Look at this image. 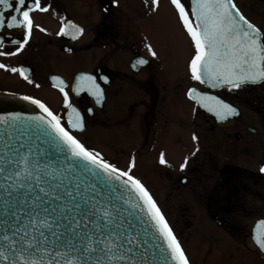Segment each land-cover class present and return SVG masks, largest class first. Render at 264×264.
<instances>
[{"label": "flooded vegetation", "instance_id": "af4514ba", "mask_svg": "<svg viewBox=\"0 0 264 264\" xmlns=\"http://www.w3.org/2000/svg\"><path fill=\"white\" fill-rule=\"evenodd\" d=\"M182 2L193 9L191 0ZM234 3L264 33V0ZM41 7L49 10L31 13L30 37L26 28L14 33L21 35L17 41L28 40L22 50L3 37L0 52L17 54L0 56L7 66L0 69V92L42 101L70 128L72 109L57 87L63 80L60 87L66 85L83 117V130L72 134L119 169L128 171L134 159L131 175L156 201L190 264H264L256 241V226L264 221V82L229 90L192 80L195 49L171 0L158 6L153 0H41ZM73 25L83 33L77 35ZM139 59L148 62L139 65ZM11 68L23 69L31 83ZM82 76L96 77L101 100L77 93ZM193 88L239 115L218 119L188 95ZM148 163L169 184L171 207L137 170ZM207 237L216 244H207Z\"/></svg>", "mask_w": 264, "mask_h": 264}, {"label": "snow or ice", "instance_id": "6c2138e0", "mask_svg": "<svg viewBox=\"0 0 264 264\" xmlns=\"http://www.w3.org/2000/svg\"><path fill=\"white\" fill-rule=\"evenodd\" d=\"M158 2L153 0L157 6ZM171 3L195 49L189 65L192 80L211 88L228 87L229 90L264 82V33L240 13L234 0H194V9L186 8L182 0H171ZM37 10L47 12L49 9L41 7V0H0V33L5 28L23 27L30 37L31 13ZM6 12L14 14L6 16ZM72 27L77 35L83 33L82 28ZM60 34L67 33L62 29ZM12 42L19 44L22 50L28 40ZM0 47H3L2 35ZM148 47L151 50V46ZM16 54L0 52V56ZM151 55L154 57L156 53L152 51ZM147 62L138 60L139 65ZM0 69H7V66L0 63ZM10 70L19 71L28 80L23 69ZM60 85H64L63 80ZM60 85L57 87L64 96L65 106L72 109L67 120L70 128H66L62 117L42 101L22 97L46 114L35 118L42 122L37 127L43 130L42 136L50 145L45 152L46 159L32 149L25 153L10 143L0 149V188L9 190V195L15 190H25L26 194H31L28 202L32 205L31 211L20 209L26 213L24 220L17 211L5 209L10 220L4 221L8 226L0 233V259L8 264H17V261L21 264H136L133 256L141 246L139 234L133 231L136 223L128 209H124L128 217L126 222H121L122 205L118 204L121 197L115 196L118 189L110 186V182L118 181L138 197L139 203L134 206L147 212L151 226L164 241L167 259L172 264H190L156 201L142 182L131 175L134 159L128 171L121 170L89 150L72 134V130H83V117L72 107L66 85ZM76 91H88L98 101L103 98V90L94 76H82ZM196 92L190 89L188 95L218 119L239 115L238 109L218 97L194 95ZM16 119L18 117H0V125H9L10 120ZM193 139L197 137L194 135ZM160 163H166L163 153ZM186 166L187 158L181 167ZM261 171L264 172V167ZM61 221L67 222L68 232L78 239L70 241L64 237L59 231ZM81 226L93 231L86 233L80 230ZM256 233V241L264 250V221L256 226Z\"/></svg>", "mask_w": 264, "mask_h": 264}, {"label": "water", "instance_id": "95a60500", "mask_svg": "<svg viewBox=\"0 0 264 264\" xmlns=\"http://www.w3.org/2000/svg\"><path fill=\"white\" fill-rule=\"evenodd\" d=\"M191 1L192 8L194 9V0ZM12 14L14 13H5L6 16ZM22 30L23 27L5 28L0 35L3 37L8 36L10 41H17L21 39V35L15 36L14 33L17 31L21 33ZM22 97L24 96L0 92V117H18L16 120H10L9 125H0V149H3L6 144L10 143L16 149H20V151L25 153L29 149H32L37 155L46 159L45 152L50 148V145L48 144V139L42 136L43 130L37 127L42 122L35 119L46 114L38 106L25 101ZM110 186L113 189H118L114 195L121 197V200L118 202L119 205H122L121 211L123 215L121 222H126L128 218L127 212H124V209H128L133 213L132 220L136 223V228L133 231L139 234V243L141 245L133 256L136 264H172L167 259V253L164 252V241L151 226L147 212L134 206L136 203H139L136 194L123 188L118 181L110 182ZM30 195L26 194L25 190L22 189L12 191V194L9 195V190L0 188V233H2L4 227L8 226L5 225L4 221L6 219L10 220V216L5 209L15 210L21 217V220L26 219V213L20 211V209L31 211L32 205L28 202ZM127 201H131L132 203L128 204L126 203ZM61 225L59 231L64 234L65 238L70 241L78 239L68 232L66 221H61ZM80 230L86 233L93 231L92 228L84 229L83 226H81ZM9 235H11V231H9ZM0 264H8V262L0 259ZM17 264H21V262L17 261Z\"/></svg>", "mask_w": 264, "mask_h": 264}, {"label": "rangeland", "instance_id": "374dc122", "mask_svg": "<svg viewBox=\"0 0 264 264\" xmlns=\"http://www.w3.org/2000/svg\"><path fill=\"white\" fill-rule=\"evenodd\" d=\"M146 161H147V159H146ZM157 168H155V166L154 165H152V164H150V163H148V164H146V166L145 165H142V166H139L138 168H137V170L138 171H140V172H143V173H145V175L148 177V179H149V181H151V183L152 184H150L153 188H155V190H156V193H157V195L158 196H160V198H161V201L163 202V204H164V206L165 207H171V203H172V200H171V198H173V200H174V195H171L170 197L168 196V193H167V191H168V189H169V184L168 183H166V182H164V181H162L163 179H160L159 177H157V175L155 174L156 173V170ZM150 175H152V176H154L155 178H151V176ZM151 178V179H150ZM160 180H158V179ZM145 184L147 185V187L150 189V187L148 186V183H146L145 182ZM178 194H176L175 195V198H176V201L178 200ZM173 216H174V214H173ZM172 216V217H173ZM207 240H208V243L207 244H216V242H215V240L212 242L211 241V238H208L207 237ZM211 244V245H212ZM233 248V247H232ZM233 250V249H232ZM229 251H231V246H229L228 247V252ZM204 264H210V263H208V262H204ZM217 264V263H216Z\"/></svg>", "mask_w": 264, "mask_h": 264}]
</instances>
